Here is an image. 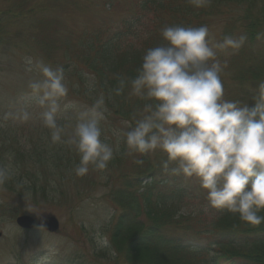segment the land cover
<instances>
[{
	"label": "trees",
	"instance_id": "trees-1",
	"mask_svg": "<svg viewBox=\"0 0 264 264\" xmlns=\"http://www.w3.org/2000/svg\"><path fill=\"white\" fill-rule=\"evenodd\" d=\"M242 1L264 4V0H212L210 6L197 9L189 0H141L135 13L124 19L121 29L114 34L107 28V34L81 36L72 30L63 36L71 42L63 50V57L70 61L64 67L66 79L81 92L104 94L108 119L121 123L141 101L129 97L127 92L115 95L112 89L117 77L134 75L145 50L159 44L161 39L160 33L138 36L134 50L127 51V39L141 21L146 17L152 27L161 29L169 25L199 27L205 23L202 16L207 12L221 10L226 4L236 6ZM16 6L23 11L27 1L20 0ZM248 16V23L241 19L240 34H246L252 43L264 40V35L257 38L264 33V20L253 13ZM38 23L43 27L37 47L48 58L63 37L59 40L54 37L56 23L51 16H39ZM248 45L229 58L226 68L230 71L221 74L225 99L246 101L255 85L264 79V44L256 65L249 59L253 56L245 54ZM72 68L74 72L69 71ZM33 77H37L35 73ZM20 100L27 101L22 97ZM4 109L0 113V166L10 167L13 175L0 186L1 215L14 217L25 211L22 204L51 201L57 193L66 198L65 188L58 189L55 182L66 185L68 179L74 180L72 169L79 162L78 155L62 144H52L48 130L38 127L41 124L29 121L16 124L12 114L19 108ZM36 136L47 140L42 138L38 142ZM22 137H27L22 139L24 142ZM138 159L143 163L137 164ZM163 159L159 152L125 155L121 146V152L112 161L118 174H109V178L115 175L109 197L117 210V220L109 244L100 255L114 249L121 264H264V223L251 227L227 211L206 213L203 209L176 218V213L202 189L194 180L165 173L160 167ZM84 177L76 176L73 187ZM204 196L205 192L198 198Z\"/></svg>",
	"mask_w": 264,
	"mask_h": 264
},
{
	"label": "clouds",
	"instance_id": "clouds-1",
	"mask_svg": "<svg viewBox=\"0 0 264 264\" xmlns=\"http://www.w3.org/2000/svg\"><path fill=\"white\" fill-rule=\"evenodd\" d=\"M197 9L212 0H189ZM264 33L258 34L259 39ZM161 42L147 48L134 75L117 77L112 89L127 92L141 104L112 128L107 136L108 108L104 94L90 105L66 102L69 83L63 66L42 59L25 58V71L37 78L28 82L29 99L12 114L21 123L37 116L48 130L52 144L74 151L77 177L91 171L105 172L121 152L141 156L159 152L165 173L194 180L206 195L204 212L227 211L241 223H264V79L252 91L254 106L224 96L221 79L227 61L221 55L236 54L246 34L225 35L216 40L207 25H169L160 30ZM142 164L143 160H136ZM13 171L0 166V186ZM187 214L181 208L176 213ZM97 245L108 246L106 237ZM115 250L111 255H115Z\"/></svg>",
	"mask_w": 264,
	"mask_h": 264
},
{
	"label": "rangeland",
	"instance_id": "rangeland-1",
	"mask_svg": "<svg viewBox=\"0 0 264 264\" xmlns=\"http://www.w3.org/2000/svg\"><path fill=\"white\" fill-rule=\"evenodd\" d=\"M51 1L55 0H33L31 6H34L35 10H32V13L36 11V14L44 16L48 7L45 6L43 11L41 4H49ZM57 1L64 12L56 14L57 20L62 24V29L67 30L68 24H77L80 29L103 26L113 34L121 29L124 19L135 13L136 4L139 3V0H78L81 9L74 14L71 4L65 0ZM11 3L13 1L0 0V22L11 23L9 27L11 34H7L0 44V101L2 100L0 112L8 96H13V93L18 90L17 79L26 68L25 58H33V51L27 47L24 41V38L28 37H24V35L29 29L31 21L29 24H16L14 22L16 17L13 18L11 15L9 6ZM250 13L264 20V4L242 1L236 6L223 5L221 10L204 14L202 19L205 23L202 25L209 27L211 35L216 40H221L228 34L238 36L241 35L239 29L241 19L248 23ZM16 31L24 32V35H19ZM129 39L130 37L128 41H131ZM263 44L264 40L252 43L250 39L244 44V46L248 45L247 48L250 49L245 54L249 52L248 54L253 56L249 57L254 62L253 65L259 63L261 57L258 54L263 50L261 47ZM35 55L38 59L42 58L40 53ZM224 56L221 58L228 62L232 55ZM50 57L55 58L60 64L68 61L58 51L52 52ZM257 58L258 62H255ZM50 61L47 64H54V60ZM69 71L74 72L73 69ZM229 71V68L225 67L223 72ZM229 83L233 84L232 81ZM23 93L28 96V88ZM95 97L97 96L94 93L81 92L69 84L66 102L80 106L90 105ZM248 97L251 98L250 95ZM244 102L247 103L248 99ZM29 122L41 124L37 116H34ZM16 124H21V122L16 121ZM121 126L120 122L107 119L105 127L110 140H114L110 130ZM38 127L43 128L39 125ZM117 169L116 165L110 163L108 169L103 173L90 170L89 175L95 178L93 185L88 180H83L75 187H73L75 184L73 179H68L66 185H59L60 182L56 181L55 186L58 189L65 188L66 198L57 193L51 201L43 200L38 204L33 202L27 204L29 214L36 218L46 213L57 216L60 228L55 233L41 227H36L33 230L20 229L16 224V217L0 215V264H121L117 261L116 254L111 255L110 251H107L105 255H100L102 249L97 245L98 237H106L109 244L111 230L117 220L115 206L107 196L112 183H114L112 177L115 178V175L109 178V174H118ZM73 176L76 177L74 174ZM2 197L0 195V199ZM183 208L187 209L188 213L196 211L194 208L199 209L200 207L198 203H194Z\"/></svg>",
	"mask_w": 264,
	"mask_h": 264
},
{
	"label": "bare ground",
	"instance_id": "bare-ground-1",
	"mask_svg": "<svg viewBox=\"0 0 264 264\" xmlns=\"http://www.w3.org/2000/svg\"><path fill=\"white\" fill-rule=\"evenodd\" d=\"M141 25H139L137 27V30H134L132 33H131V37L129 40H131L129 43H128V46H127V51L129 52H132L134 49H133V46L137 44V37H141V36H147V37H152L158 33H160V30L161 28L159 27H152L153 24L149 21H147V18L145 17L144 20L141 21ZM137 22H135V25H136ZM138 37V38H139ZM127 39V37H126ZM159 43L161 42V39L158 40ZM134 54V53H133ZM132 54V55H133ZM264 54V53H263ZM259 55V54H258Z\"/></svg>",
	"mask_w": 264,
	"mask_h": 264
},
{
	"label": "water",
	"instance_id": "water-1",
	"mask_svg": "<svg viewBox=\"0 0 264 264\" xmlns=\"http://www.w3.org/2000/svg\"><path fill=\"white\" fill-rule=\"evenodd\" d=\"M18 224L22 227L31 228L36 224V221L30 216H21L17 220ZM41 224L50 231H57L59 222L54 215L45 216Z\"/></svg>",
	"mask_w": 264,
	"mask_h": 264
}]
</instances>
